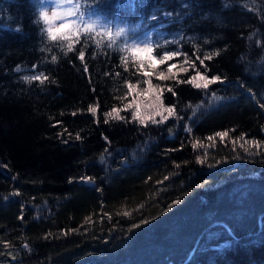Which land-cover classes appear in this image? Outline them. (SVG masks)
Listing matches in <instances>:
<instances>
[{
    "label": "trees",
    "instance_id": "obj_1",
    "mask_svg": "<svg viewBox=\"0 0 264 264\" xmlns=\"http://www.w3.org/2000/svg\"><path fill=\"white\" fill-rule=\"evenodd\" d=\"M75 1L81 10L91 3ZM102 7L130 35L148 33L154 48L162 45L157 60L165 49L181 55L153 68L146 54L108 49L107 38L93 34V44L103 42L84 48L85 73L81 43L65 55L69 41L49 39L50 21L39 18L45 5L0 0V264L112 263L183 215L219 210V195L236 183L264 196V0H102ZM197 72L223 83L204 90L181 82ZM41 73L43 83L23 79ZM173 105V117L152 123ZM260 213L243 225L206 221L180 256L137 264H264Z\"/></svg>",
    "mask_w": 264,
    "mask_h": 264
},
{
    "label": "snow or ice",
    "instance_id": "obj_2",
    "mask_svg": "<svg viewBox=\"0 0 264 264\" xmlns=\"http://www.w3.org/2000/svg\"><path fill=\"white\" fill-rule=\"evenodd\" d=\"M37 2L41 5V8L43 9V6L48 3V0H37ZM52 3H55V0H51ZM114 2V0H113ZM67 4L71 5V7L67 8V15L65 17H60L57 15L55 11L52 12L51 17L49 16L48 12L45 10L39 11V18L42 19L44 22L49 21L50 19H55L59 21L58 26L53 29L51 27L47 28V34L51 41H58V39L67 40L69 43L67 44V51L65 52V55H67V52L74 51V45L77 43H81L82 47L78 51L77 59L81 62L83 65V71L85 73H88V65L84 63L85 61V50L86 47H99L100 44L103 42L102 40H95V43L93 44L94 36L96 37H107L106 41V48L108 49H115L117 52H123L125 50L132 53L134 57L137 56L138 53H144L147 56L146 63L150 67H155V64H153V61H157L159 64H164L166 61L172 60L174 57H178L181 55V52L179 50L171 51V50H163L162 53L159 54V59L157 60V56L154 55V52H159V50L163 47L159 43L156 44V47L154 48L151 43H147L145 41L150 39V36L148 34H145L144 41H140L136 38L134 35H130L127 30L124 27H117L115 32H113L112 27L107 23H102V20L105 18L101 15L104 12V8L102 7V0H91V3L86 7L84 10H81V5L79 3L73 4L72 0H67ZM186 8L189 7V5H184ZM166 16H170L171 13H165ZM152 19L155 20L157 17L155 15L152 16ZM39 22V21H37ZM97 28L100 30L97 31ZM68 30L69 35L61 36L58 38L57 33H63L64 30ZM16 31H22V28H17ZM43 31V29H42ZM83 36V39L81 40V37ZM176 44L177 41H168L165 40V44ZM95 54V53H94ZM219 53H216L218 55ZM207 59H211V56H206ZM123 59V57H121ZM199 59V57H197ZM52 60L55 61L56 57L53 56ZM145 61H140L141 68L144 67ZM201 65H203L204 61L200 60ZM37 66L33 65V69H35ZM175 65H169L168 66V73H172L173 68ZM19 71V69H17ZM125 71H127V66L125 63ZM182 72H186L187 69L181 68ZM143 75L145 77L149 76L148 72H144ZM90 78V77H89ZM170 77L165 76L163 72L159 73V79L160 80H166ZM23 79L28 82L32 81H40L43 83L45 80L48 79L46 75L43 73L39 75H32V76H24ZM202 81L197 82V81ZM186 82L189 84L194 85L197 89H209V86L220 82L223 83V79L220 75H213L210 78L207 75H201L199 72L196 73V75L191 76L187 81H181ZM148 88L145 89V91H149L153 88V85L151 84L150 80L147 81ZM243 86V85H241ZM129 92L134 90V86L131 83H128L127 85ZM167 91L172 92L173 95H175V92H173L172 88H168ZM249 92H251V89H249ZM214 96L215 93H212ZM157 99L159 100V96H157ZM125 107H134L135 111L131 113L132 118L135 120L139 118V121L141 124H144V118L140 117L139 112L140 108L138 104L130 103L129 105H125ZM261 107H264V105H261ZM175 105L168 107L164 109L167 112V115H161V119L159 121L152 120V123H163L167 121L170 117H173L175 115L174 112ZM90 112L95 113V108H89ZM113 112L117 113L116 118L123 120L124 117L119 116V112L117 109H113ZM157 115H160L159 112L156 113ZM75 115V113H73ZM187 131H191L190 128L186 129ZM217 135L224 137L227 135L226 132L217 133ZM79 139V136L77 137ZM105 139H107L105 137ZM208 139H212V137H209ZM66 142V141H65ZM199 160V157H197ZM203 163V161H200ZM81 181H84L86 183H91L92 178L82 176L80 177ZM71 182V180L69 181ZM174 204L179 203V201H174ZM22 218V217H21ZM148 221H144V223H147ZM27 247V245H25Z\"/></svg>",
    "mask_w": 264,
    "mask_h": 264
},
{
    "label": "rangeland",
    "instance_id": "obj_3",
    "mask_svg": "<svg viewBox=\"0 0 264 264\" xmlns=\"http://www.w3.org/2000/svg\"><path fill=\"white\" fill-rule=\"evenodd\" d=\"M72 2L73 4L78 3L75 0H72ZM69 7H71V5L67 4V0H55V3L48 0V3L45 4V11L48 12L50 17L53 11H55L58 16L65 17L67 15V8ZM101 15L105 18L102 20V23L109 24L113 32H115L117 27H124L118 18L110 19L103 14ZM49 21V27L53 29L59 24V21L55 19H50ZM99 30L100 29L97 28V31ZM64 33L68 34L69 32L66 29L63 33L57 34ZM149 36L150 39L145 41L147 43H151L152 37L151 35ZM101 38L107 37L101 36ZM144 39L145 35L138 40L144 41ZM256 190L257 189L253 187L249 189L248 186L242 183H236L231 186L228 191L226 190V192L219 195L225 199H220L224 204L219 210L218 208H209L206 210L199 209L192 211L190 214L183 215L177 220L174 219L173 221H176L172 223L171 227L166 230L165 233H155V235H153V240L146 239L143 240V243H141L140 240H136V242H133L126 248L127 255L121 256L119 259L118 256H113L114 260L111 261L112 263L107 264L148 263L150 259L154 262L155 258L166 256L167 254L169 257H178L188 248L190 243H192L195 236H197L198 229H200L206 221H213L222 217V220L226 219L224 220L225 222H233L236 225L254 222L255 218L262 214L260 211L264 208V196H253Z\"/></svg>",
    "mask_w": 264,
    "mask_h": 264
},
{
    "label": "water",
    "instance_id": "obj_4",
    "mask_svg": "<svg viewBox=\"0 0 264 264\" xmlns=\"http://www.w3.org/2000/svg\"><path fill=\"white\" fill-rule=\"evenodd\" d=\"M194 246H195V245H193L192 249H191V250H190V252L188 253V255H187L186 259H188V258H189L190 254H191V252H192V250H193V248H194Z\"/></svg>",
    "mask_w": 264,
    "mask_h": 264
}]
</instances>
